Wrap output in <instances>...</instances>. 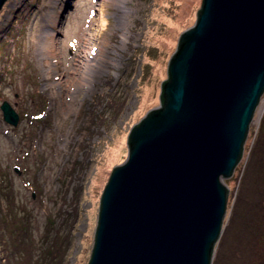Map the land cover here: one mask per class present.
<instances>
[{
  "label": "rangeland",
  "instance_id": "obj_1",
  "mask_svg": "<svg viewBox=\"0 0 264 264\" xmlns=\"http://www.w3.org/2000/svg\"><path fill=\"white\" fill-rule=\"evenodd\" d=\"M201 3L7 0L0 10V187H12L41 247L47 229L70 230L64 264H88L109 174L127 156L132 126L160 105L170 56ZM74 53L83 79L72 86L62 71ZM4 100L19 113L16 126L3 117ZM263 116L264 93L227 180L229 198L233 191L236 197ZM0 203L6 208L8 199ZM13 242L9 225L0 224V264Z\"/></svg>",
  "mask_w": 264,
  "mask_h": 264
},
{
  "label": "water",
  "instance_id": "obj_2",
  "mask_svg": "<svg viewBox=\"0 0 264 264\" xmlns=\"http://www.w3.org/2000/svg\"><path fill=\"white\" fill-rule=\"evenodd\" d=\"M167 73L103 188L88 264H212L264 93V0H202ZM1 109L16 126L11 103Z\"/></svg>",
  "mask_w": 264,
  "mask_h": 264
},
{
  "label": "trees",
  "instance_id": "obj_3",
  "mask_svg": "<svg viewBox=\"0 0 264 264\" xmlns=\"http://www.w3.org/2000/svg\"><path fill=\"white\" fill-rule=\"evenodd\" d=\"M6 189L0 187V199H8L6 208L0 203V224L9 225L14 242L11 248L5 247L7 254L1 257V264H64L70 230L60 234L56 226L47 229L46 245L41 247L32 234L31 219L18 208L14 190ZM233 196L234 191L229 198L230 207L233 201L229 222L213 264H264V116L238 192ZM54 220L52 216L50 221ZM35 248L39 251L35 252Z\"/></svg>",
  "mask_w": 264,
  "mask_h": 264
},
{
  "label": "bare ground",
  "instance_id": "obj_4",
  "mask_svg": "<svg viewBox=\"0 0 264 264\" xmlns=\"http://www.w3.org/2000/svg\"><path fill=\"white\" fill-rule=\"evenodd\" d=\"M77 57H78V54L74 53L73 57H72V59H71V61L69 63V66L62 71L63 74L68 77L69 82L73 83L72 86H74L75 84L79 83L83 79L82 76H81V73L77 69V66H76V63H75V61L77 60ZM90 63H91V59H90V62H89L88 65H90ZM244 148H245V146H244Z\"/></svg>",
  "mask_w": 264,
  "mask_h": 264
}]
</instances>
